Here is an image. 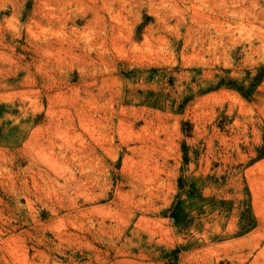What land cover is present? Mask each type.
Returning <instances> with one entry per match:
<instances>
[{"label": "rangeland", "instance_id": "1", "mask_svg": "<svg viewBox=\"0 0 264 264\" xmlns=\"http://www.w3.org/2000/svg\"><path fill=\"white\" fill-rule=\"evenodd\" d=\"M0 264H264V0H0Z\"/></svg>", "mask_w": 264, "mask_h": 264}]
</instances>
